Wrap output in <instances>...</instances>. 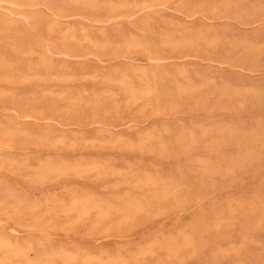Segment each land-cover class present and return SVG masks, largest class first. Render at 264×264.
Wrapping results in <instances>:
<instances>
[{"label": "rangeland", "instance_id": "1", "mask_svg": "<svg viewBox=\"0 0 264 264\" xmlns=\"http://www.w3.org/2000/svg\"><path fill=\"white\" fill-rule=\"evenodd\" d=\"M0 264H264V0H0Z\"/></svg>", "mask_w": 264, "mask_h": 264}, {"label": "bare ground", "instance_id": "2", "mask_svg": "<svg viewBox=\"0 0 264 264\" xmlns=\"http://www.w3.org/2000/svg\"><path fill=\"white\" fill-rule=\"evenodd\" d=\"M52 14V13H51ZM53 15V14H52Z\"/></svg>", "mask_w": 264, "mask_h": 264}]
</instances>
